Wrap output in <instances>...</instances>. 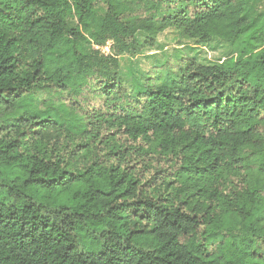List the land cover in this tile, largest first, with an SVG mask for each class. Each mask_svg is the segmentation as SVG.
<instances>
[{"label": "trees", "instance_id": "trees-1", "mask_svg": "<svg viewBox=\"0 0 264 264\" xmlns=\"http://www.w3.org/2000/svg\"><path fill=\"white\" fill-rule=\"evenodd\" d=\"M259 1L0 0V264H264ZM169 29L231 51L132 93Z\"/></svg>", "mask_w": 264, "mask_h": 264}, {"label": "rangeland", "instance_id": "rangeland-1", "mask_svg": "<svg viewBox=\"0 0 264 264\" xmlns=\"http://www.w3.org/2000/svg\"><path fill=\"white\" fill-rule=\"evenodd\" d=\"M259 11L264 10V0L257 5ZM108 51V48H104ZM231 44L214 38L210 43L202 44L196 40H184L178 30L169 29L162 33L153 49H145L142 54L121 58V75L132 93L143 90V77L153 74L164 75L163 66L169 62H177L182 57L195 58L203 64H219L229 55ZM6 106L3 107V110Z\"/></svg>", "mask_w": 264, "mask_h": 264}]
</instances>
